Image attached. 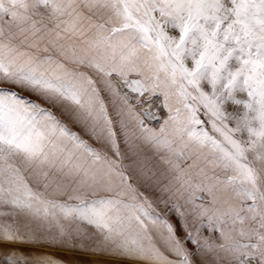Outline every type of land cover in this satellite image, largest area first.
Here are the masks:
<instances>
[{
  "label": "snow or ice",
  "instance_id": "1",
  "mask_svg": "<svg viewBox=\"0 0 264 264\" xmlns=\"http://www.w3.org/2000/svg\"><path fill=\"white\" fill-rule=\"evenodd\" d=\"M0 264H264V0H0Z\"/></svg>",
  "mask_w": 264,
  "mask_h": 264
},
{
  "label": "rangeland",
  "instance_id": "2",
  "mask_svg": "<svg viewBox=\"0 0 264 264\" xmlns=\"http://www.w3.org/2000/svg\"><path fill=\"white\" fill-rule=\"evenodd\" d=\"M41 251H47L46 249L44 250H41ZM69 259H74V260H77V261H87L89 259H92L91 257H88V256H81V255H69L68 257Z\"/></svg>",
  "mask_w": 264,
  "mask_h": 264
}]
</instances>
